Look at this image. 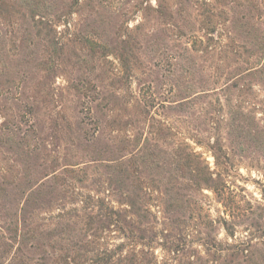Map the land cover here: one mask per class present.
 Wrapping results in <instances>:
<instances>
[{
	"label": "rangeland",
	"instance_id": "1",
	"mask_svg": "<svg viewBox=\"0 0 264 264\" xmlns=\"http://www.w3.org/2000/svg\"><path fill=\"white\" fill-rule=\"evenodd\" d=\"M250 7L0 0V226L38 197L21 211L38 232L72 216L71 233L41 240L45 264H90L78 250L95 227L85 225L86 198L123 212L137 199L147 218L126 215L146 264H232L246 253L227 244L249 246V256L264 247V0L240 20ZM182 86L198 93L178 109ZM20 131L29 155L5 141ZM142 145L168 166L142 160ZM180 151L198 157L187 164ZM209 177L224 195L202 184ZM174 192L189 200L178 211L167 206ZM107 240L126 243L118 233Z\"/></svg>",
	"mask_w": 264,
	"mask_h": 264
},
{
	"label": "trees",
	"instance_id": "2",
	"mask_svg": "<svg viewBox=\"0 0 264 264\" xmlns=\"http://www.w3.org/2000/svg\"><path fill=\"white\" fill-rule=\"evenodd\" d=\"M250 4V8L245 11L240 20H251L253 16L254 2L255 0H244ZM7 82V81H6ZM230 87H235L234 85L227 86L226 90H229ZM8 88V87H7ZM179 94L184 93L185 95L176 101L174 105L175 108L183 109L184 107L190 106L193 102V95L198 92H194L192 87H179ZM187 92V93H186ZM86 111H88V115H91L90 108L86 107ZM28 122V121H27ZM26 132V131H25ZM18 133H10L4 134L5 141L9 144L13 145L18 152L24 155H29L31 152L30 148H28L26 133L23 135ZM89 143V141H87ZM140 153H142L141 159L148 161L150 165L154 169H164L167 167L169 162L165 159L164 154L161 157L159 154L153 153V150H150L147 146L142 145L139 148ZM179 161H185L187 164L193 163L194 159H197V155L195 153H190L187 155H183L180 152L177 154ZM116 161V160H115ZM121 162L116 167L119 169L118 173L123 176ZM192 171L196 169L191 167ZM73 172V171H72ZM203 185L210 188L214 193L219 195H224L226 185L220 180H214L211 177L203 179ZM38 197L30 196L23 203L20 213H7L4 219V223L0 226V253L1 258L12 250L14 247L16 248L14 251V255L12 258L7 261L1 262L0 264H45L49 261L48 252L45 249V246L42 243V239H48L52 235H58L60 233H71L73 230L69 224L70 218L68 213H61L54 217L56 220L55 228L51 230H46L45 232H38V230L33 228L34 226L32 222L26 223L25 221V206L29 205L30 202L33 203L35 199ZM87 201L85 205V213L83 217L85 218V225L88 228L94 226V229H89L92 233L88 235L84 241L83 245L78 247V250L83 251L84 255H88L85 259L90 262V264H146V252L144 249H138L137 246H147L146 243H143V237L135 236L133 234L132 221L131 218L126 215L127 213L134 215L138 219L145 220L147 218V211H144L140 208V201L137 199H132L130 203H128L129 210L120 211L114 209L112 206L105 204L104 201L99 199H93L92 197H87ZM167 206L170 211L181 210L186 205L189 204V200L182 195L181 193L174 192L169 193L167 196ZM28 216V215H27ZM26 216V217H27ZM30 218V217H27ZM77 218V217H75ZM52 218H50L51 220ZM89 226V227H88ZM60 229V230H56ZM119 234L122 236L123 241L126 240V243H121L120 245H113L108 242V237L112 236V234ZM82 242V239L81 241ZM75 247L77 245H74ZM74 247V248H75ZM126 247L129 249L125 250ZM236 249L232 255L239 257V254H245V259L239 261L237 260L232 264H248L249 260L252 257H255L260 261V264H264V247H256L254 253L249 256V246L245 247L243 244L240 245H228L227 251L231 248ZM145 248V247H144ZM73 249L72 252H74ZM27 254H31L33 258H29ZM231 255V256H232ZM254 255V256H253ZM232 256V257H233ZM77 257V256H76ZM79 257V256H78ZM77 257V258H78ZM236 257V258H237ZM90 258V259H89ZM235 258V259H236ZM66 264V261H65Z\"/></svg>",
	"mask_w": 264,
	"mask_h": 264
}]
</instances>
